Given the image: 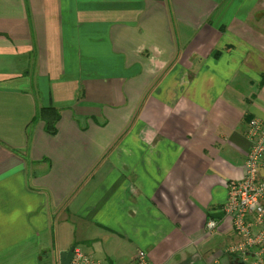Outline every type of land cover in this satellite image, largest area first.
<instances>
[{
	"label": "crops",
	"instance_id": "obj_1",
	"mask_svg": "<svg viewBox=\"0 0 264 264\" xmlns=\"http://www.w3.org/2000/svg\"><path fill=\"white\" fill-rule=\"evenodd\" d=\"M254 118L264 0H0V264L75 246L116 264L100 245L121 264L241 263L222 208Z\"/></svg>",
	"mask_w": 264,
	"mask_h": 264
},
{
	"label": "built area",
	"instance_id": "obj_2",
	"mask_svg": "<svg viewBox=\"0 0 264 264\" xmlns=\"http://www.w3.org/2000/svg\"><path fill=\"white\" fill-rule=\"evenodd\" d=\"M251 143L244 176L227 187L222 213L231 220L236 242L227 252L244 264H264V121L254 118L248 124ZM217 226L208 222L209 230ZM70 264H102L75 246ZM129 264H154L145 251H139Z\"/></svg>",
	"mask_w": 264,
	"mask_h": 264
},
{
	"label": "trees",
	"instance_id": "obj_3",
	"mask_svg": "<svg viewBox=\"0 0 264 264\" xmlns=\"http://www.w3.org/2000/svg\"><path fill=\"white\" fill-rule=\"evenodd\" d=\"M38 117L45 122L46 132L52 136L57 134V124L60 120V113L52 106L42 108Z\"/></svg>",
	"mask_w": 264,
	"mask_h": 264
},
{
	"label": "rangeland",
	"instance_id": "obj_4",
	"mask_svg": "<svg viewBox=\"0 0 264 264\" xmlns=\"http://www.w3.org/2000/svg\"><path fill=\"white\" fill-rule=\"evenodd\" d=\"M63 237H61V240H62V242L64 241V240H66V241H72L69 245L71 246V244L72 245H74V244H79L78 243V240H72L73 239V237H70L67 233H64L63 232ZM67 238V239H66ZM79 245H83L82 243H80ZM100 252H99V256L100 257H106L107 255H110L113 259H115L114 261H116V264H121L122 263V260H120L119 258H116V255H115V253H114V251H115V249H113V248H111V249H109L108 247H106V246H104V245H100ZM108 251V252H107ZM62 253V252H61ZM61 253L60 254H57V255H59V256H57L56 258H54L51 262H55L54 264H58V262H59V260H60V255H61ZM128 253H129V251H128Z\"/></svg>",
	"mask_w": 264,
	"mask_h": 264
},
{
	"label": "water",
	"instance_id": "obj_5",
	"mask_svg": "<svg viewBox=\"0 0 264 264\" xmlns=\"http://www.w3.org/2000/svg\"><path fill=\"white\" fill-rule=\"evenodd\" d=\"M73 249L74 247H72L70 250L66 251V252H62L60 255V264H70V261L72 259V253H73ZM231 260L233 261V258H231ZM239 264H244V263H239Z\"/></svg>",
	"mask_w": 264,
	"mask_h": 264
},
{
	"label": "flooded vegetation",
	"instance_id": "obj_6",
	"mask_svg": "<svg viewBox=\"0 0 264 264\" xmlns=\"http://www.w3.org/2000/svg\"><path fill=\"white\" fill-rule=\"evenodd\" d=\"M58 264H60V261L58 262Z\"/></svg>",
	"mask_w": 264,
	"mask_h": 264
}]
</instances>
